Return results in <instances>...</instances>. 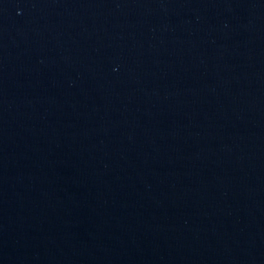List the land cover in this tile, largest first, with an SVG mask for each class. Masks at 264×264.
<instances>
[{"label":"water","instance_id":"1","mask_svg":"<svg viewBox=\"0 0 264 264\" xmlns=\"http://www.w3.org/2000/svg\"><path fill=\"white\" fill-rule=\"evenodd\" d=\"M0 264H264V0H0Z\"/></svg>","mask_w":264,"mask_h":264}]
</instances>
